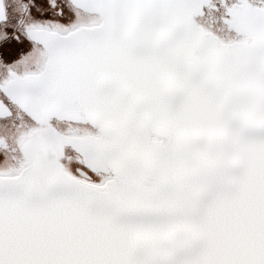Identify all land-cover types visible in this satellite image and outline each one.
Wrapping results in <instances>:
<instances>
[{
  "label": "snow or ice",
  "instance_id": "obj_1",
  "mask_svg": "<svg viewBox=\"0 0 264 264\" xmlns=\"http://www.w3.org/2000/svg\"><path fill=\"white\" fill-rule=\"evenodd\" d=\"M0 264H264V0H0Z\"/></svg>",
  "mask_w": 264,
  "mask_h": 264
}]
</instances>
